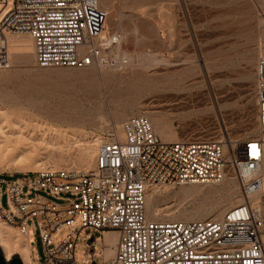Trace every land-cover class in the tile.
Wrapping results in <instances>:
<instances>
[{"label":"rangeland","instance_id":"1","mask_svg":"<svg viewBox=\"0 0 264 264\" xmlns=\"http://www.w3.org/2000/svg\"><path fill=\"white\" fill-rule=\"evenodd\" d=\"M98 6L108 13L107 31L124 36L122 49L130 61L123 71L38 69L29 37H5L9 68L0 70V181L45 168L82 171L79 157L87 146H93L90 169L102 139L113 130L119 133L136 115L152 126L153 118L161 121L176 141L219 140L229 146L252 137L264 142L254 93L256 65L264 54V0H98ZM21 41L26 46L19 49ZM184 71L190 76L185 85L194 88L169 90L167 84L176 80L166 77ZM225 178L217 186L195 187L187 197L182 187L161 188L163 198L151 213L145 211L147 219H222L243 200L235 177ZM1 196L7 209L5 186ZM260 207L264 214V194ZM218 212L221 218L215 217ZM68 232L61 231L54 243ZM87 235L101 237L84 232L76 261L91 244ZM27 242L42 261L44 248L31 223ZM102 247L96 242L95 252ZM94 261L101 264L100 256Z\"/></svg>","mask_w":264,"mask_h":264},{"label":"built area","instance_id":"2","mask_svg":"<svg viewBox=\"0 0 264 264\" xmlns=\"http://www.w3.org/2000/svg\"><path fill=\"white\" fill-rule=\"evenodd\" d=\"M107 20L98 0H0V70L9 68L5 37L24 35L32 41L38 69L123 71L129 66L124 38L107 31ZM254 93L256 122L264 132V54ZM263 162L260 138L228 147L208 139L164 142L147 117L136 115L102 139L88 170L45 168L0 181V202L2 186L7 197L0 219L26 238L29 223L37 230L44 258L28 244L31 264H95L98 255L101 264H264V214L249 201L263 188ZM227 174L235 177L243 200L221 220L147 219L145 201L153 186H217ZM63 230L68 234L55 244ZM86 231L101 237L87 235L91 244L76 261ZM109 231L116 242L106 259L103 235ZM96 242L103 244L99 253Z\"/></svg>","mask_w":264,"mask_h":264},{"label":"bare ground","instance_id":"3","mask_svg":"<svg viewBox=\"0 0 264 264\" xmlns=\"http://www.w3.org/2000/svg\"><path fill=\"white\" fill-rule=\"evenodd\" d=\"M134 31H137V30L134 29ZM122 37L124 38L123 35H122ZM18 44H19L18 45L19 49L25 48L26 41H21L20 43L18 42ZM27 48H28V46H27ZM259 50H261V49H259ZM126 57L128 58V61H130V59L127 55H126ZM151 58H150V60H151ZM152 61H154V60L152 59ZM166 79H168L170 81L176 80V83H168L167 84L168 89L172 90V91H177V92L187 91L189 93V91L194 88L193 86H186L185 85L186 82L190 79L189 72H185V71L180 72V73L179 72H172L168 75V77H166ZM151 122L153 124L152 127H154V132H156L157 136L159 135L164 142L176 141L174 134L166 126L162 125L161 121L153 118V120H151ZM31 144H32V142H31ZM90 144L91 143H89V145ZM90 147L91 146H89V148H88V146H87V149L85 151L83 149L84 152L79 157L80 167L83 168L84 170H88L89 166H91L90 160H91V156H92L93 146L91 148ZM227 147H228V145H227ZM32 148H33V146H32ZM51 148H53V147H51ZM263 168H264V162L262 164V169ZM222 183H224V182H222ZM186 187H188V188L182 187L180 190L182 197L189 196L191 194V191L193 189H195V187H199V186H186ZM263 194H264V180H263L262 190L259 193L255 194L249 198L252 206L255 207L256 209L261 210L260 198H261V195H263ZM161 198H163V193L161 192V188L157 187V186H153L150 190V193L147 194V196H146L145 211L147 214L151 213V211L153 210L155 202H157ZM215 217L221 218V213H219V212L216 213ZM175 222H178V221H175ZM103 237H104L103 241H104V246H105V248L103 249V253H104L105 258L109 259L113 255V247H114L115 242H116V234L109 231V232H105ZM0 250H1L2 256L4 257L6 262L11 261L13 255H18L20 257L21 261L23 262V264H31V261L29 258V251L30 250H29V246L27 244V238L25 236L21 235L15 227H12L10 225L5 226L4 223L1 221V219H0Z\"/></svg>","mask_w":264,"mask_h":264},{"label":"water","instance_id":"4","mask_svg":"<svg viewBox=\"0 0 264 264\" xmlns=\"http://www.w3.org/2000/svg\"><path fill=\"white\" fill-rule=\"evenodd\" d=\"M0 264H22V262L19 258H13L11 259V261L6 262L4 257L0 253Z\"/></svg>","mask_w":264,"mask_h":264}]
</instances>
